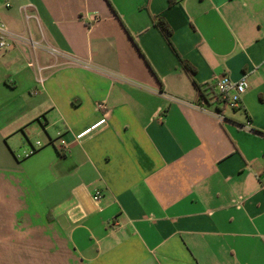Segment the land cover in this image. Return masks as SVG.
Returning <instances> with one entry per match:
<instances>
[{"label": "crops", "instance_id": "1", "mask_svg": "<svg viewBox=\"0 0 264 264\" xmlns=\"http://www.w3.org/2000/svg\"><path fill=\"white\" fill-rule=\"evenodd\" d=\"M0 24L25 40L0 50V264H264V0H0ZM221 76L239 108L199 110Z\"/></svg>", "mask_w": 264, "mask_h": 264}, {"label": "built area", "instance_id": "2", "mask_svg": "<svg viewBox=\"0 0 264 264\" xmlns=\"http://www.w3.org/2000/svg\"><path fill=\"white\" fill-rule=\"evenodd\" d=\"M6 41H11L13 43H19L23 42L25 40L12 35L9 33L3 25L0 24V50H5L10 47L9 43ZM30 42V41H29ZM31 46L33 44L30 42ZM50 53H57L54 50H50ZM247 89V83L245 78L241 77L239 80L235 82L229 81L225 76H221L215 79L213 83V87L210 93H208L205 96L200 97V102L198 109L204 110V106H210V107H217L219 108H227L229 110H237L239 108V102H240V96L245 92ZM97 108L100 110H104L103 106L97 105ZM212 115L218 120L222 121L223 118L221 115L216 113L215 110H212ZM105 118L104 115L98 119L93 125L88 127L87 129L81 131L80 133L76 134L74 137V140L78 141L81 138L89 135L93 130L96 128L104 125ZM244 130H248L247 127H243ZM35 147H40V144L38 142L34 143ZM34 153V149L29 150L28 152L23 153V158L28 157L29 155ZM264 189V186L261 187ZM92 201L98 202L100 199V193L98 191H94L91 196ZM111 225H114L113 223Z\"/></svg>", "mask_w": 264, "mask_h": 264}, {"label": "trees", "instance_id": "3", "mask_svg": "<svg viewBox=\"0 0 264 264\" xmlns=\"http://www.w3.org/2000/svg\"><path fill=\"white\" fill-rule=\"evenodd\" d=\"M153 26L156 27V29L160 32V34L162 35V37L164 38L166 43L169 45V43H168L169 32H168V29L166 28V26L164 25V23L161 20L157 19L156 21L153 22ZM169 48L171 49V47H169ZM179 63H180V66L182 67V69L188 75L192 74V71L186 65L182 64L181 61H179Z\"/></svg>", "mask_w": 264, "mask_h": 264}, {"label": "rangeland", "instance_id": "4", "mask_svg": "<svg viewBox=\"0 0 264 264\" xmlns=\"http://www.w3.org/2000/svg\"><path fill=\"white\" fill-rule=\"evenodd\" d=\"M229 111V110H228Z\"/></svg>", "mask_w": 264, "mask_h": 264}]
</instances>
